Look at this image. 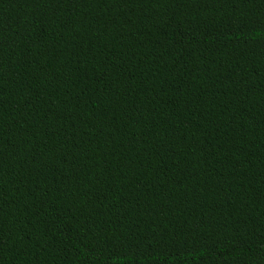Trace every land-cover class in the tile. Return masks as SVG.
Returning a JSON list of instances; mask_svg holds the SVG:
<instances>
[{
  "label": "trees",
  "instance_id": "trees-1",
  "mask_svg": "<svg viewBox=\"0 0 264 264\" xmlns=\"http://www.w3.org/2000/svg\"><path fill=\"white\" fill-rule=\"evenodd\" d=\"M0 264H264V0H0Z\"/></svg>",
  "mask_w": 264,
  "mask_h": 264
}]
</instances>
